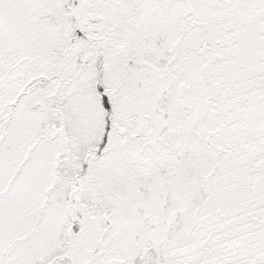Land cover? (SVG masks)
Listing matches in <instances>:
<instances>
[{"label": "snow or ice", "instance_id": "snow-or-ice-1", "mask_svg": "<svg viewBox=\"0 0 264 264\" xmlns=\"http://www.w3.org/2000/svg\"><path fill=\"white\" fill-rule=\"evenodd\" d=\"M0 264H264V0H0Z\"/></svg>", "mask_w": 264, "mask_h": 264}]
</instances>
